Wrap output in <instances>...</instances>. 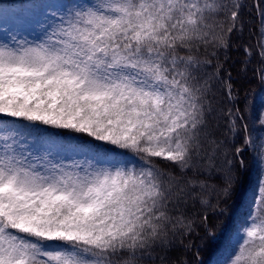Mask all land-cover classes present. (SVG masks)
I'll list each match as a JSON object with an SVG mask.
<instances>
[{
	"label": "snow or ice",
	"instance_id": "snow-or-ice-1",
	"mask_svg": "<svg viewBox=\"0 0 264 264\" xmlns=\"http://www.w3.org/2000/svg\"><path fill=\"white\" fill-rule=\"evenodd\" d=\"M58 7L41 6L53 23L39 42L7 29V39L0 38V264H210L203 255L219 252L229 235L222 218L243 204L240 157L251 149L264 174V140L257 145L241 123L247 105L235 106L230 82L233 106L222 117L226 133L243 139L217 165L224 141L208 120L215 111L210 80L220 65L208 76L198 55L229 47L242 5L87 0L64 15ZM258 11L264 22V5ZM7 15L0 0V16ZM260 47L264 58V42ZM260 80L264 86V72ZM258 119L264 130V113ZM21 124L29 135L45 126L92 139L61 146L84 157L64 163L59 152L34 155L22 143ZM116 149L139 162L113 158ZM217 170L222 183L211 205L217 223L202 217L197 243L181 240L188 258H170L169 235L187 233L190 240L196 231L180 205L197 198L208 205L204 172ZM253 203L264 207V175ZM233 231L238 245L217 264H264V212L249 213Z\"/></svg>",
	"mask_w": 264,
	"mask_h": 264
},
{
	"label": "trees",
	"instance_id": "trees-1",
	"mask_svg": "<svg viewBox=\"0 0 264 264\" xmlns=\"http://www.w3.org/2000/svg\"><path fill=\"white\" fill-rule=\"evenodd\" d=\"M86 2L87 0H2V3L8 6V15L6 18L0 16V19L9 21L13 16L26 19L27 17L33 18V16L36 15L42 24L45 25V35V32L48 30L47 26L53 23V21L51 18L45 20L42 14V5H59L60 7L55 10L60 15H64L69 6L75 7L85 5ZM92 2L95 3L97 0H92ZM222 2L229 3L231 0H222ZM236 2L242 5L241 22L237 25V30L231 35L229 47L226 49H218L215 56H211V49H209L208 53H204L203 49L198 53L202 62L201 68L204 74L211 76L215 72V66L220 65V71L215 72V79L210 80V84L212 85L210 99L215 111L209 114L208 127L210 131L215 133L216 138L224 141L220 150V155L216 161L217 165L221 167L224 166L225 154H227L230 159L233 145L237 147L240 146L243 139L242 135L240 137H235L226 133V126L222 117V112H226L233 106V102L230 101L227 96L229 82L231 84L232 94L235 97V106L245 108L247 105L246 111L242 113L245 119L241 123L248 125L251 138L257 145L264 140V130H262L258 119L261 113H264V86H262L260 80V73L264 72V58L260 55V45L264 42L261 39L262 35H264V22H262L260 12L258 11V6L264 5V0H236ZM223 20L224 15L221 13L217 17V21ZM23 37L25 36L21 35V38ZM26 37L30 40L39 42V40H36L32 36ZM245 49L248 51L246 52ZM181 55H183V53H181ZM209 59L211 60L210 64L203 63V61ZM40 127L43 131L39 136H37L36 133L29 135L28 130L24 128L22 124L20 127V131L24 133V140H22V143L27 145L28 149L32 151L34 155L40 157L47 154V152L43 150V136L57 137L60 139V142H58L56 147L51 151L53 152V156L59 152L61 157L66 156V151H63L61 146L71 144L72 142L84 144L86 141H91L92 139L83 134L71 133L68 130L50 129L45 126ZM2 132L3 129H0V134H2ZM34 137L36 138L34 139ZM92 142L98 143L95 141ZM114 152H120L139 162L140 158L135 154L119 149L114 150ZM255 155L256 153L249 149L240 157L245 161L246 165L242 170V175L244 177L243 204L231 219L227 217L222 218L226 220L229 225L230 231L228 238L225 239L223 247H221L219 252L211 255L210 258L208 254H204L202 258L205 261H209L210 259L212 264H217L218 261L224 260L228 253L237 247H234L230 242V238L234 233L233 229H236L237 225L244 224L249 213L254 212V214L259 217L262 212H264V207L253 203L254 198L257 200L259 199V184L262 175H264L257 161L254 159ZM74 157L77 160L84 159L82 155H74ZM64 162H69V160H64ZM159 167L165 171H170L172 175H179L178 170L165 169L163 164L159 165ZM220 175L221 173L219 170L215 172H204L208 187L207 190L202 193V196L209 202L208 205L202 206L199 202V198L189 199L186 203L180 205L178 211L193 222L192 226L196 231L191 234L190 240L187 233H185L184 236H180L178 233L175 236L169 235V239L173 241V246L169 253L170 258L174 259L177 256L188 258V254L184 252V245L181 244V240L185 243H197L196 233L202 234V229L198 227L202 217L208 216L213 224L217 223L213 218V208L211 205H214L217 200V192L213 191V189L221 185L222 181L220 180ZM156 255V253L152 254L154 260ZM144 259L146 260L147 257ZM156 264H159V261H156Z\"/></svg>",
	"mask_w": 264,
	"mask_h": 264
},
{
	"label": "rangeland",
	"instance_id": "rangeland-1",
	"mask_svg": "<svg viewBox=\"0 0 264 264\" xmlns=\"http://www.w3.org/2000/svg\"><path fill=\"white\" fill-rule=\"evenodd\" d=\"M17 27H18L17 24H15V25L12 26L11 28H12V29H17ZM0 31L3 32V30H1V29H0ZM29 32H30V33H35V35H34L35 38H38V37L41 36L39 30H37V29H32V28H30V29H29ZM48 139H49V138L45 139V142H44V148H45L46 151H49V150L52 149V148L54 147V145H55V144H49V143H47ZM51 139L54 140V141H56L55 138H51ZM71 154H72V153H71ZM118 157H121V155H119ZM69 158H70V154H68V156H67L65 159H69ZM241 226H242V225H241ZM241 226H239L236 230L240 229ZM233 241H234V242H239V241H238V238H237V236H236V234H234V236H233Z\"/></svg>",
	"mask_w": 264,
	"mask_h": 264
}]
</instances>
